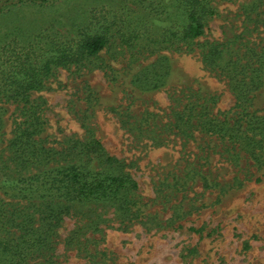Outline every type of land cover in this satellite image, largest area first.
I'll return each instance as SVG.
<instances>
[{
  "label": "rangeland",
  "instance_id": "rangeland-1",
  "mask_svg": "<svg viewBox=\"0 0 264 264\" xmlns=\"http://www.w3.org/2000/svg\"><path fill=\"white\" fill-rule=\"evenodd\" d=\"M24 1L0 0V72L12 47L40 31L72 38L73 26L93 16L125 13L131 22L164 27L144 11V0H49L46 8ZM212 5L217 15L192 52L155 53L158 46L143 38L128 48L115 36L98 59L56 69L45 88L31 94L40 104L39 122L30 127L37 157L28 148L25 167L14 162L18 153L11 141L28 114L20 115L22 103H0L1 238L20 236L15 224L25 213L32 217L29 227L44 225L48 233L24 264H264V166L257 170L243 162L236 168L219 142L198 133L203 127L196 112L199 101L213 98V113L233 108L234 94L201 62L200 51L210 43L230 52L242 45L259 50L264 0H212ZM159 57L170 61L168 76L155 87L150 74L148 81H135ZM256 100L264 107V87ZM178 113L182 121L175 119ZM92 138L118 163L86 159L83 144ZM71 165L127 174L136 183L128 190L129 208L109 201H59L66 208L57 214L49 198L17 195L14 183Z\"/></svg>",
  "mask_w": 264,
  "mask_h": 264
},
{
  "label": "trees",
  "instance_id": "trees-1",
  "mask_svg": "<svg viewBox=\"0 0 264 264\" xmlns=\"http://www.w3.org/2000/svg\"><path fill=\"white\" fill-rule=\"evenodd\" d=\"M126 1L143 4L142 0ZM144 1L147 2L143 5L144 11L155 14L164 24L163 28L153 23L146 27L141 21L131 22L128 15L121 13L109 19L106 16H93L80 24H75L72 38L40 31L34 34L31 40L25 41L23 46H18L15 40L17 47H12L5 55L7 64L0 72V103L7 101L22 103L20 106L18 104L20 115L28 114L27 120L21 123L24 127L21 128V124L17 126L18 130L11 141V146H15L18 153L14 159L18 167L28 165L25 160L28 148L32 150L29 154L37 157L35 145L31 146L34 140H31L30 127L37 126L39 122L35 109L40 104L30 99L31 94L42 91L45 82L53 76L56 69L79 66L90 58L98 59L110 39L115 36L119 38L121 45L128 48L134 41L143 38L149 44L158 46L155 53L192 52L194 46L199 44L197 40L205 34L208 21L217 15L212 0ZM24 2L38 5L40 8H46L50 4L49 0ZM158 29L160 31L156 32ZM204 46L200 51L201 62L206 68L211 69L215 76H222L235 96V103L229 111L213 113L212 109L216 103L214 98H211V103L199 101L196 107L197 124L199 123L203 128L198 133L202 134V137L219 142L224 152L230 154L229 157L236 168H240L244 162L257 170L261 169L264 166V107L256 108L255 100L264 87V46L257 50L256 47L242 45L243 49L237 52H235L237 49L231 52L224 51L226 45L210 43ZM158 59V63L150 65L149 69H145L135 81L141 79L148 81L150 74L151 79L155 77L152 80V85L155 87L160 80H164L170 72V61L167 58ZM190 106L195 105L190 104ZM188 108L189 105L186 109H191ZM189 111H185L187 116ZM177 118L182 121L180 113L175 119ZM188 119L190 120L191 117ZM28 144L30 146H27ZM83 147L86 159L105 158L107 163H118L117 160L106 155L101 143L95 138L87 141ZM13 186L18 191H16L17 195L22 196L23 199L35 195L42 200L49 198L50 204L58 206L57 212L55 208L49 209L50 214L53 215L55 212L58 214L60 210L64 212L66 208L58 205L59 201L77 204L109 201L119 203L121 208L128 209L130 206L128 190L135 188L136 183L127 174L112 176L105 171H92L85 165L82 167L71 165L57 169L55 172L43 173L16 182ZM26 189L29 191L23 195ZM28 206L35 208L34 204ZM4 216H0V225ZM21 217L22 222L19 224H15V220H12L16 218L15 215L9 216L8 219L12 220L11 223L15 226L18 225L19 237L10 240L1 238L0 235V264L26 263L27 253L33 251L39 241L47 238L48 233L44 225L33 229L26 224L28 220H32V217L26 213Z\"/></svg>",
  "mask_w": 264,
  "mask_h": 264
},
{
  "label": "crops",
  "instance_id": "crops-1",
  "mask_svg": "<svg viewBox=\"0 0 264 264\" xmlns=\"http://www.w3.org/2000/svg\"><path fill=\"white\" fill-rule=\"evenodd\" d=\"M255 103H256V104H255V107H256V108H261V107H259V105L257 104V100H255Z\"/></svg>",
  "mask_w": 264,
  "mask_h": 264
}]
</instances>
